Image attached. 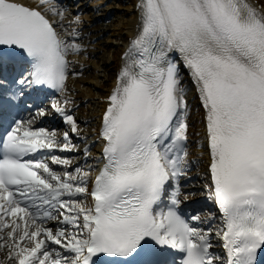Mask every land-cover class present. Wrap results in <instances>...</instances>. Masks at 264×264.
Instances as JSON below:
<instances>
[{"label": "snow or ice", "instance_id": "obj_1", "mask_svg": "<svg viewBox=\"0 0 264 264\" xmlns=\"http://www.w3.org/2000/svg\"><path fill=\"white\" fill-rule=\"evenodd\" d=\"M39 3L63 19L51 0ZM136 8L137 31L102 115L104 163L94 178L80 167L73 174L49 166H68L67 159L36 158L44 150H72L69 132L60 143L55 131L33 128V118L14 121L0 135V247L16 264H98L103 256L113 258L110 264L142 256L143 264H166L155 257L169 250L180 255L179 264H260L264 0H138ZM69 35L72 41L62 39L41 11L0 0V67L13 52L30 62L28 75L14 81L12 99L34 85L67 92L68 56L83 50L75 30ZM183 70L205 109L207 187L222 216L215 235L223 241V261L210 251L211 229L193 226L189 220L200 216L186 219L179 190L169 193L171 182L186 175ZM6 84L0 80V89ZM70 103L65 97L50 108L79 135ZM79 197H91V204Z\"/></svg>", "mask_w": 264, "mask_h": 264}, {"label": "bare ground", "instance_id": "obj_2", "mask_svg": "<svg viewBox=\"0 0 264 264\" xmlns=\"http://www.w3.org/2000/svg\"><path fill=\"white\" fill-rule=\"evenodd\" d=\"M21 1H24L25 3L30 4L31 6H41L44 10H47L49 13L53 14L51 11L48 10L49 5H41L39 3V0ZM121 2L122 3L120 4H122L124 10L120 12L121 17L112 24L108 26H104V24L101 23H95L93 25H90L92 20L93 22H96V20H98L97 18H94L92 14H90L93 19L90 18L86 22L87 27L84 25L79 26L80 28L75 29L76 35L78 34L81 36V38H83V41L81 40V45H86L87 43L101 44L103 46V54L102 50L95 52V50H90L89 48H86L84 46H81L83 50L80 53L70 54V66L72 69L71 73H76L77 75L70 74V79L67 84V92L61 94L59 97H56L54 99V101H62L66 97L71 102L69 106L81 104L80 107L77 109L75 115H73L77 121L82 122L81 124L77 123L79 127V135L80 133L81 135L79 136L73 133L74 135H71L69 137L71 145L74 146L72 149L76 148V150L80 152L79 155H76L75 157H73V153V156L71 157L73 158L72 161L78 158L79 161L78 163L72 162L69 166L65 167V170H69V172L73 174L75 172V168L77 167H80L86 171L90 170V173L93 171L95 162L97 160V155H95L94 157V155L92 154L93 158H90L89 161H87V157L82 158L81 154L85 152H82L80 150L83 148V143L85 141H77L79 138H84L87 135H91L92 138L96 136L99 111L103 106L101 98L106 96L108 88L112 85V80H114L115 74L114 71L119 66L118 62L120 55L130 43V40H128L129 36L135 35L137 31L139 12L136 9V4L138 3V0H121ZM51 6L54 7L57 11L61 12V9H59L55 0H51ZM111 6H113L112 3L109 4L107 8ZM58 20H61L58 22L59 26L62 29H65L64 34L66 36V41H72L73 37L70 36L69 33H71L73 30L71 31L72 27H70L69 25V17L67 15H63V19H61V17H58ZM109 44L115 47H111V49L106 50L105 46ZM111 52L112 56L110 55ZM86 62L92 63L94 64V66L85 69L82 65H84ZM79 68L83 69L79 71ZM98 68L103 69L104 76H102V74L98 72ZM106 72H109V74L107 75ZM106 75L108 76V78ZM187 87L188 85L185 84L184 88ZM189 89V91H185L187 93L186 100L188 104L186 119L189 125L188 132L190 134V143L187 149V156L185 158L186 163L184 165L186 175L181 176L179 180L175 183L176 186L183 191V203H188L190 202V198H195L197 202L202 204L204 202H207V199L204 198L207 193L205 191L200 190L203 183L206 184L208 180V166L204 163H208V161H210V156L208 155L207 141L204 130V114L200 106L201 101L199 99V94L194 91L193 87L191 90L189 86ZM86 96L89 98L84 103ZM47 111L52 113V109L50 107L47 108ZM34 116H36L40 120L43 119L37 114ZM40 127L51 131V123L49 122H44L43 124H40ZM65 130H70V126L68 124L62 131H55L58 139H62V133ZM189 151H192L193 153L190 154ZM193 156L194 160L190 161L189 159L193 158ZM195 156H199L200 159L195 160ZM49 165L52 168L56 169L58 173H62L61 170L63 168L61 166L57 167L58 165H53L51 163H49ZM188 176H190V178L186 181V177ZM189 186L200 191L195 192V194L187 193L186 189ZM84 198L89 200L88 197ZM206 222L209 223L207 231L211 229V238L215 242V232L217 231L219 226L218 220L216 217L211 215L210 218L204 221V223ZM0 249L3 251V256H0V264L1 262L11 260L8 258V249L6 247H0Z\"/></svg>", "mask_w": 264, "mask_h": 264}, {"label": "rangeland", "instance_id": "obj_3", "mask_svg": "<svg viewBox=\"0 0 264 264\" xmlns=\"http://www.w3.org/2000/svg\"><path fill=\"white\" fill-rule=\"evenodd\" d=\"M84 2H87L88 5L85 8V12L90 11L89 13L92 14V16L96 17H103L101 19H98L95 23H101L104 24V26H108L110 24H112L113 22L117 21L121 15L120 12H122L123 6L121 2V0H84ZM113 6L107 8V5L111 4ZM107 10V11H106ZM110 11V13H108ZM85 21V20H83ZM81 21V22H83ZM81 22H76L77 24H80ZM115 44V43H114ZM87 48H89L90 50H95L96 51H101L102 50V54H103V46L101 44H94V45H89L88 43L85 45ZM106 47V50H109L112 48H114L115 46L109 44ZM110 52V51H107ZM112 56V52L110 54ZM84 66H88V67H93L94 64L92 63H88V64H84ZM98 72L102 74V76H104L103 74V69L102 68H98ZM107 74L109 72H106ZM107 76V75H106ZM198 158L196 160H199V156H197Z\"/></svg>", "mask_w": 264, "mask_h": 264}]
</instances>
